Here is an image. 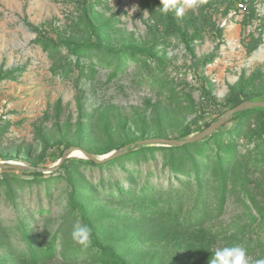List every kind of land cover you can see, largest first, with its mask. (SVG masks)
I'll return each mask as SVG.
<instances>
[{
	"label": "rangeland",
	"instance_id": "rangeland-1",
	"mask_svg": "<svg viewBox=\"0 0 264 264\" xmlns=\"http://www.w3.org/2000/svg\"><path fill=\"white\" fill-rule=\"evenodd\" d=\"M241 1L209 0L183 19L170 13L177 31L160 0H91V27L82 0H0V162L51 168L71 147L101 156L177 139L233 108L229 97L264 92V0H247L240 13ZM66 42L96 48L74 56ZM257 122H230L179 153L137 149L99 167L72 156L40 176L0 170V263L109 264L100 247L125 264H210L213 252L181 258L191 233L240 236L259 226L244 205L250 177L235 170L222 191L212 167L229 147L264 159ZM190 156L205 182L196 212L193 177L169 168L189 170ZM259 173L251 178L264 184ZM77 224L92 230L87 249L72 240ZM252 238L260 245L249 257L264 259V232ZM228 246L220 239L216 248Z\"/></svg>",
	"mask_w": 264,
	"mask_h": 264
},
{
	"label": "trees",
	"instance_id": "trees-1",
	"mask_svg": "<svg viewBox=\"0 0 264 264\" xmlns=\"http://www.w3.org/2000/svg\"><path fill=\"white\" fill-rule=\"evenodd\" d=\"M83 1V5H84V9H85V17H86V21L89 23L90 27L92 26V23L89 21V13L92 10V6H91V0H82ZM167 19L169 20L170 24H172V27L179 31L178 25L175 21L174 16H172L170 13L166 15ZM33 31H38L39 28L36 27H32ZM93 32H95L96 34V30L93 29ZM49 43V42H47ZM49 45V44H48ZM65 45L68 47V49L71 51V53L74 56H78L81 55L83 53H90L91 51H93L96 46L93 45H80V44H75L73 42H66ZM190 51H192V49L190 47H188ZM206 95L210 96L211 93L210 92H206ZM242 97L243 100H252L254 98L257 97H261L264 99V92L260 93V94H249V95H245L243 93H239V94H235L231 97H229L227 103L231 104L232 106H236L235 104V98L237 97ZM251 115H256L258 118V122H257V131L258 135L260 136V138L263 140L264 142V110L262 109H253V110H247L244 111L243 113H241L240 115H238L237 117H235L231 122H235L237 123L238 127L244 125L245 121L251 116ZM230 123V122H229ZM228 123V124H229ZM211 123H207L203 129H206L207 127H209ZM227 125V124H226ZM226 125L222 126L219 130H217L216 132H214L210 137L202 140L201 142H197V143H193V144H187L183 147H143L140 148L142 149L141 151H147V150H161V151H170L175 152V153H179L181 151L186 150L188 147H192V146H196V145H201V144H205L208 141L212 140L213 138L224 134L225 133V127ZM201 129V130H203ZM200 130V131H201ZM254 132V131H253ZM195 132L192 131L190 128L185 129L180 136L177 139H183V138H187L190 135L194 134ZM157 138H162V137H157ZM231 144L232 146H234V144L232 143L231 139L230 141L225 144L226 146ZM225 145L223 147H225ZM125 147V146H123ZM120 147V148H123ZM113 150H108V151H104L99 153V155L103 156L106 155L108 153H110ZM88 152V151H87ZM254 152V151H251ZM90 153V152H89ZM136 152H132L129 155L135 154ZM252 153H245V154H241L239 155L238 152L235 151L234 147H232V149L226 148L215 155V161L213 163V170L214 173L216 174V176L218 178H221V181L218 185V188H221L222 191L227 190L228 187V178L229 176L233 175L234 173H236L238 170L239 172H241L242 170L245 171V178H249V179H245L246 182V192L245 195L249 200V205H247L246 203H244V205L246 206L247 210H248V218L254 223L256 221H258L259 226L257 227L256 231H252L251 233H243L237 235H233V236H229V233H215V234H206L203 232H194L191 233L189 239L185 242L184 247H183V252L181 254V258L184 259H202L204 257H206L207 255L211 254V250L215 249L217 247V245H219V240L220 239H224L225 242H227V245L230 246H234V245H241L243 243H245V249L247 250V253H251L252 255H254L256 252V249L258 248V246L260 245V240H256L254 241L252 238V235H256L258 236L259 233L264 232V184H262L260 181H257L256 179H252L251 177H254L256 173H259L257 171H260V177L262 179H264V159L260 158L259 156H256L254 158H251L250 155ZM192 156H190V162H191V168L189 170H180V169H176L174 168V164L172 162H170L169 164V168L171 169L172 172L178 173V176H182V177H193V181H195L196 183V187L198 189V191H200L203 187L205 182L203 181V176H202V171H201V163H200V159L199 158H191ZM238 158V159H237ZM118 159V158H117ZM117 159H114L112 161H108L102 164H96L94 162L91 161H86V163H89L95 167H99L102 165H105L106 163H111V162H115ZM233 159V160H231ZM237 159V160H236ZM234 161V162H232ZM232 162V164H231ZM64 167V166H63ZM5 173H9V171L7 170H3ZM18 172V171H17ZM23 174V172H22ZM31 175L33 176H40L42 174L39 173H31ZM181 181V180H180ZM203 191H200L199 194H197L196 196V204L194 207V211H198L199 209H201V203H199L198 201L200 200V197H202ZM71 203H75L74 202V195L71 196ZM73 205V204H72ZM193 211V210H192ZM253 211L255 212L253 214ZM190 217L185 219V223L187 225H194L192 222L190 221H194L193 219H189ZM23 233H27L26 230H23ZM259 238V237H258ZM97 238H95V242H96ZM246 241L247 244H246ZM48 247V246H47ZM97 251H101L104 253L108 252V257H109V264H125L123 261H121L119 258L116 257V255L112 252H109L108 250H104L100 247L97 248ZM254 253V254H253ZM182 264H187L184 261H180ZM2 264V263H0ZM176 264V263H173Z\"/></svg>",
	"mask_w": 264,
	"mask_h": 264
},
{
	"label": "water",
	"instance_id": "water-1",
	"mask_svg": "<svg viewBox=\"0 0 264 264\" xmlns=\"http://www.w3.org/2000/svg\"><path fill=\"white\" fill-rule=\"evenodd\" d=\"M253 109L264 110V99H259V100L252 99V100H245L241 102L235 107L225 111L216 121L212 122L209 125V127H207L206 129H203L202 131L198 133L192 134L187 138H183V139H170V138L144 139L130 146H125L123 148H120L119 150L112 151L103 156H96L94 154L87 152L86 150L82 148L71 147L64 151L58 163L51 168L33 167V166H28V165H24L21 163H14V162H0V170L29 172V173L54 172L58 168H60L67 159H69L72 156H78V155H73L74 151H79L81 153L82 158H85L96 164H102V163L117 159L125 155L128 152H132V151H135L143 147H172V148L183 147L187 144L201 142L202 140L210 137L214 132L219 130L222 126L231 122L235 117H237L244 111L253 110Z\"/></svg>",
	"mask_w": 264,
	"mask_h": 264
},
{
	"label": "clouds",
	"instance_id": "clouds-1",
	"mask_svg": "<svg viewBox=\"0 0 264 264\" xmlns=\"http://www.w3.org/2000/svg\"><path fill=\"white\" fill-rule=\"evenodd\" d=\"M162 7L159 11L163 15L174 13L178 19H183L187 12L198 13L200 8L207 5L209 0H160ZM146 13V12H145ZM72 240L87 249L92 243V230L88 225L77 224L71 233ZM213 256L210 264H264V259L253 261L247 250L239 245L215 248L211 250Z\"/></svg>",
	"mask_w": 264,
	"mask_h": 264
},
{
	"label": "built area",
	"instance_id": "built-area-1",
	"mask_svg": "<svg viewBox=\"0 0 264 264\" xmlns=\"http://www.w3.org/2000/svg\"><path fill=\"white\" fill-rule=\"evenodd\" d=\"M246 9H247V0H242L237 6V10L238 12L242 13Z\"/></svg>",
	"mask_w": 264,
	"mask_h": 264
},
{
	"label": "bare ground",
	"instance_id": "bare-ground-1",
	"mask_svg": "<svg viewBox=\"0 0 264 264\" xmlns=\"http://www.w3.org/2000/svg\"><path fill=\"white\" fill-rule=\"evenodd\" d=\"M73 155H78V156L81 157V153H80L79 151H74V152H73Z\"/></svg>",
	"mask_w": 264,
	"mask_h": 264
}]
</instances>
